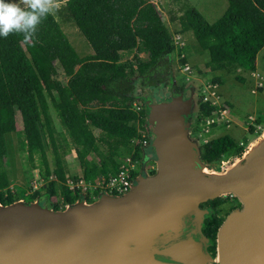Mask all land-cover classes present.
Wrapping results in <instances>:
<instances>
[{"label":"trees","instance_id":"16d2710c","mask_svg":"<svg viewBox=\"0 0 264 264\" xmlns=\"http://www.w3.org/2000/svg\"><path fill=\"white\" fill-rule=\"evenodd\" d=\"M227 2L224 14L212 24L195 9L185 10L178 17L179 32H191L199 48L208 53L205 66L209 71L255 72L257 54L264 47V0ZM55 13L63 22L74 23L93 54L77 55L52 12L41 19L28 39L16 32L0 37V189L10 186L5 137L16 131L17 112L22 126L18 150L25 155L30 169L54 177L47 184L45 196L34 192L32 201L39 196L43 200L53 198L57 182L63 204L72 205L79 197L64 185L66 156L73 152L86 181L113 175L119 160L130 153V143L138 130H147V108L136 93L137 86L168 87L174 95L184 87L172 86L175 47L150 0H66ZM141 53L147 55L145 60L138 56ZM126 54L132 55L130 61H123ZM178 63L183 66L186 59ZM56 66L66 78L65 84L56 79ZM212 82L221 84L219 79ZM133 105L140 111L136 112ZM215 110L209 102L200 100L196 123ZM255 124L260 121L255 120ZM93 130L99 134L96 136ZM247 131L252 134L254 128L249 126ZM45 141L53 153V169ZM242 145L228 136L209 140L199 145L200 160L210 170L217 168L225 157H240ZM134 157L140 156L137 153ZM14 201L0 195V205ZM224 201L217 198L206 204L216 210ZM50 208L59 210L56 205ZM224 218L215 212L203 221L201 232L211 241L208 251L212 256Z\"/></svg>","mask_w":264,"mask_h":264},{"label":"water","instance_id":"95a60500","mask_svg":"<svg viewBox=\"0 0 264 264\" xmlns=\"http://www.w3.org/2000/svg\"><path fill=\"white\" fill-rule=\"evenodd\" d=\"M146 106L155 173L63 210L42 196L0 205V264H264V142L226 174L204 172L189 134L193 94ZM223 194L241 209L219 226L212 256L201 228L213 210L199 205Z\"/></svg>","mask_w":264,"mask_h":264},{"label":"rangeland","instance_id":"374dc122","mask_svg":"<svg viewBox=\"0 0 264 264\" xmlns=\"http://www.w3.org/2000/svg\"><path fill=\"white\" fill-rule=\"evenodd\" d=\"M152 1L155 3L156 10L161 15L171 37L173 38L175 35L179 34L185 43L182 53L186 59V64L180 66L178 60L181 58L175 50L172 58V72L174 74V86H183L184 88L191 86L194 89L193 112L189 115L192 116L189 122L190 137L199 145L222 136H228L235 143L243 144L244 151L240 157H225L219 162L218 166H216L217 168H215V166H213L211 170L206 168L208 172H215L222 175L226 174L233 168V165L236 164L237 161L242 159L243 155H246L251 150V148H257L262 142H264V136H262L264 133V82L262 81L264 79V47L257 54L255 74L244 69H237L232 74L222 71H209L205 66L209 60L208 53L199 48L191 32H179L180 27L178 24V17L187 9H195L209 24H212L226 11L228 6L227 0ZM14 2L21 7L26 6V0H14ZM52 4V13H54L57 21L60 22L62 31L73 43L72 45L70 42L77 55L82 57L83 54L80 52L78 39L80 38L90 50L88 44L79 33L74 23L63 22L56 16L55 11L62 6V3L52 0ZM131 56L132 55L129 54L124 55L123 61H130ZM146 58L147 56L145 54L141 55V59L145 60ZM184 66H188L189 70L184 71ZM56 67L58 69L56 79L62 84H65L66 78L63 76L59 67ZM237 78H241L243 81H239ZM214 79H219L221 84L219 85L212 82ZM258 83H261L262 86L260 87ZM136 93L142 98V102L145 106L147 102H160L169 99L171 96L168 87L163 86H159L158 88L145 87L142 89L137 86ZM187 93L188 92H186V94ZM204 97L211 101L210 104H215L214 107L216 108V111L212 113L213 120L216 123L208 127L204 126V121L196 123L197 105L200 100L203 101ZM222 110H225V115L223 117H221L219 113V111ZM52 118L56 129L60 130L58 122L53 114ZM255 120H259L260 124L256 125ZM249 126L254 128L252 134H249L247 131ZM21 128L20 117L16 112V131L5 137L8 160L10 163L9 187H11L12 193L10 195L11 198L15 200L14 202L21 200L23 203L29 204L35 201H32V195L34 192L45 196L47 184L52 178L50 176L42 175L38 169H30L26 162L25 155L18 150L17 144L20 140ZM93 132L96 136L99 134L97 130H93ZM152 137L153 135L150 134L151 140ZM45 146L50 168L53 169L55 166L53 153L47 141H45ZM149 151L151 152V155H149L145 161H143V157H138V161L141 164V167L139 168L140 170L137 172L138 174L141 172V169L147 171V176L155 173V157L151 147ZM143 153L144 151L142 152V155ZM65 159L67 160L68 169L66 175L71 178L80 175V169L73 152H70ZM90 159L96 161L93 156H91ZM55 190L56 195L53 198L42 200V204H46L49 207L53 205L58 207L63 206L62 197L60 195L61 189L57 182H55ZM225 197V203L217 210L218 217H226L231 211L241 209V207H238L239 205L241 206L239 200L235 197L230 198L228 194H223L220 198Z\"/></svg>","mask_w":264,"mask_h":264},{"label":"built area","instance_id":"2783aa9c","mask_svg":"<svg viewBox=\"0 0 264 264\" xmlns=\"http://www.w3.org/2000/svg\"><path fill=\"white\" fill-rule=\"evenodd\" d=\"M173 45L175 47L176 52L180 55V58H184L183 49L185 47V43L181 37V35L177 34L172 38ZM184 71H188L189 67L184 66ZM264 81V79H263ZM260 87L262 85H259ZM204 102H211L208 98H203ZM212 105V104H211ZM215 104H213L214 106ZM136 112L140 111V108L136 105H133ZM216 111V110H215ZM214 111V112H215ZM221 117L225 115V110L219 111ZM216 123L213 120L212 115L204 120V126L208 127ZM151 139L150 133L147 130H138V136L134 138L130 143V153L124 155L118 164V168L113 175L100 176L95 181L89 182L83 179L82 176H76L75 179L71 178L68 175H65V187L67 190L75 195L77 194L79 199L84 203H90L95 201L100 195L108 194L113 196H122L126 194L138 176L139 168L141 167L138 158L134 156L138 153L140 157H144L142 152L150 147ZM141 154V155H140ZM52 178L51 181H54L53 175H50ZM12 190L11 187H7L5 189H0V195L4 198L11 197ZM230 198L234 196L232 194H228ZM77 200V201H78ZM62 207H58L59 210H63L68 205H64L62 201Z\"/></svg>","mask_w":264,"mask_h":264},{"label":"clouds","instance_id":"9594fccd","mask_svg":"<svg viewBox=\"0 0 264 264\" xmlns=\"http://www.w3.org/2000/svg\"><path fill=\"white\" fill-rule=\"evenodd\" d=\"M52 10V0H26L25 7L14 0H0V37L12 32L23 33L25 39L32 37L41 19Z\"/></svg>","mask_w":264,"mask_h":264},{"label":"crops","instance_id":"0c3cea01","mask_svg":"<svg viewBox=\"0 0 264 264\" xmlns=\"http://www.w3.org/2000/svg\"><path fill=\"white\" fill-rule=\"evenodd\" d=\"M66 0H61L59 3H62V5H63V3L65 2ZM150 2L155 6V3L152 1V0H150ZM155 8H156V6H155ZM74 29V28H73ZM75 30V29H74ZM75 32H76V30H75ZM64 33V32H63ZM77 33V32H76ZM80 33V32H79ZM78 35V34H77ZM66 36V35H65ZM67 38V37H66ZM68 39V41H69V43L71 42V40L69 39V38H67ZM78 39V38H77ZM85 40V39H84ZM81 43V44H80ZM87 43V42H86ZM71 44L73 45V43L71 42ZM80 44V45H79ZM78 46L80 47V52L83 54V56L82 57H85V56H89V55H92L93 54V52H92V50H91V48H90V50L87 48V46L84 44V42H82L81 41V39L79 38L78 39ZM89 46V45H88ZM142 54H144V53H141V54H138V56L141 58V55ZM146 55V54H145ZM147 56V55H146ZM131 58H132V56H131ZM253 74H255L254 72H252ZM263 81V80H262ZM264 82V81H263ZM259 85H262L261 83H258ZM149 149H150V147H148V148H146L145 150H144V157L142 158L143 159V161H145L146 160V158L147 157H149V155H151V152L149 151ZM139 175V174H138ZM77 176H81V174L80 175H77Z\"/></svg>","mask_w":264,"mask_h":264},{"label":"flooded vegetation","instance_id":"af4514ba","mask_svg":"<svg viewBox=\"0 0 264 264\" xmlns=\"http://www.w3.org/2000/svg\"><path fill=\"white\" fill-rule=\"evenodd\" d=\"M186 92H188L187 94H186ZM183 95H184V97L185 98H188L189 96H190V94H193L194 95V89L191 87V86H188L187 88H184L183 89V91L181 92ZM139 174L140 175H143V176H147L148 175V173H147V171H145L144 169H141V172H139ZM224 200L226 199V197L225 198H223ZM226 201V200H225ZM225 201H224V203H225ZM207 202H205V203H202V204H200L199 205V208H201V209H206V208H209V209H211V210H213V214H215V212H216V214H217V210H218V208L221 206V205H223V204H221V205H219L217 208H216V210H214V209H212L208 204H206ZM238 207H241L240 205L238 206ZM235 208H237V207H235ZM234 209V208H233ZM212 214V215H213ZM224 218V217H223Z\"/></svg>","mask_w":264,"mask_h":264},{"label":"bare ground","instance_id":"6f19581e","mask_svg":"<svg viewBox=\"0 0 264 264\" xmlns=\"http://www.w3.org/2000/svg\"><path fill=\"white\" fill-rule=\"evenodd\" d=\"M262 136H264V133L262 134ZM251 145H252V144H251ZM251 145H250V146H251ZM251 149H252V148H251ZM237 163H238V161H237ZM237 163H236V164H237ZM204 172H208V171H207V170H204ZM209 172H210V171H209Z\"/></svg>","mask_w":264,"mask_h":264}]
</instances>
